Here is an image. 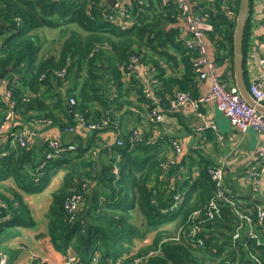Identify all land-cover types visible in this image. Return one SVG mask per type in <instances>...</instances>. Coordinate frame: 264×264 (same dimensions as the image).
Masks as SVG:
<instances>
[{
    "label": "trees",
    "instance_id": "1",
    "mask_svg": "<svg viewBox=\"0 0 264 264\" xmlns=\"http://www.w3.org/2000/svg\"><path fill=\"white\" fill-rule=\"evenodd\" d=\"M219 3L218 0L217 5L207 9L211 28L205 34L207 36L209 33L217 43V49L228 50V57L233 59V24L235 26L240 0L231 9L234 17L228 15ZM129 5L136 19L130 26L121 27L101 16V11L108 7L103 0H0V77L5 81V84L0 83V122L11 101L14 103L13 127L10 131L22 129L26 125L33 128L35 119L43 117L50 118L53 124H59L64 129L74 123L73 111L91 118L88 115L95 104L100 109L96 110L95 117L91 119H99L109 113L111 106H118L121 103L119 98L129 96L131 91L142 102H150L136 80L125 91L119 88L120 66L126 65L134 52L141 55L142 62L155 67L161 89L158 90L155 85L154 92L161 105L167 103L166 94L170 96L174 87L188 91L191 96L198 95L194 92L196 83L190 61L197 51L187 52L182 45L179 30L175 27L178 6H163L159 0H150L144 7L135 1L127 3ZM71 23L77 28L67 26ZM59 25H66V38L59 57L48 53L39 54L41 46L36 32L40 28ZM249 34L250 20L247 16L243 30V55ZM105 43L110 48H105ZM98 45L104 49L90 55ZM159 61L166 63L174 74L166 76ZM181 64L183 74L177 76ZM63 66H66V79L70 82L72 80L71 83L75 78L81 79L79 89H76L77 82L74 81V88L69 90L68 97L74 96L76 99L72 106L56 90L64 81L54 76V70ZM243 75L246 81L244 61ZM247 85L246 81L248 89ZM113 86L118 87V94L114 97L110 94ZM171 113L174 111L168 114ZM61 114L67 119L65 122ZM142 137L143 141L138 144L131 145L128 136L123 139V145H113L110 150L112 157L102 162L97 171L94 161L84 156L88 149L83 147V143L77 142L75 151H68L64 153V159L54 161L45 159L44 145L28 140L25 146H12L9 135L5 144L0 145V151H5L0 156V181L12 177L17 187L14 195L18 205L15 206L0 192V202L4 203L0 205V231L17 225H33L29 210L19 199L17 191L27 194L40 192L56 170L62 167L61 162L69 160L72 161L71 166L65 171L60 187L52 193V202L47 212V235L57 251L66 255L70 250L77 257L78 264H90L92 257L97 254L101 261L115 259L124 253L126 255L129 249L121 244V240L132 245L133 237L142 238L154 228L156 232L151 243L133 254L129 251L123 258V264H130L134 257L144 255L150 249L159 251L143 258L139 264H231L232 261L236 264H255L249 253L257 255L261 264H264V241L256 244L248 240L245 243L246 237L243 236L234 248L231 247V235L238 218L233 207L221 200L217 201L218 198L215 200L220 217L213 223L208 222L207 229L204 227L210 233L205 238L204 247L189 245L187 240L192 213L197 209L207 210L209 203L214 200L217 187L208 170L210 166L216 165L207 159L197 162L190 159V163L177 161L175 165L170 164L163 170L160 163L165 161L170 148L167 136L162 134L155 138L143 133ZM193 162L198 173L183 181L185 183L189 180L191 183L190 189L187 185L184 193L183 184L179 186L177 178L180 173L179 164L191 170ZM114 166L117 171L113 170ZM82 177H94L100 189L98 186V190L92 191L91 188L84 192L85 206L81 207L83 203L80 204L75 218L70 220L63 206L64 198L73 188L81 187L75 185V179ZM176 191H181L184 198L175 208H170L174 204ZM135 212L145 220L139 232L129 222ZM5 215L9 216V220L1 221ZM251 215L255 218L253 211ZM174 220L176 226L171 231L159 227ZM171 235H176L178 241L170 239ZM166 237L168 239L163 240ZM261 238L264 240V236ZM31 264L47 263L33 260Z\"/></svg>",
    "mask_w": 264,
    "mask_h": 264
},
{
    "label": "built area",
    "instance_id": "2",
    "mask_svg": "<svg viewBox=\"0 0 264 264\" xmlns=\"http://www.w3.org/2000/svg\"><path fill=\"white\" fill-rule=\"evenodd\" d=\"M51 2H60L65 0H49ZM135 1L140 6H146L149 4L150 0H130ZM218 0H159L160 4L163 6H169L171 4H176L179 8V13L177 14V21L175 27L179 30V37L181 38L182 45L187 49V52L191 50H196L197 54L191 58V64L194 73V80L209 79L210 85L206 92L198 93L196 96H191L188 91H182L176 89L170 96H168L167 103L163 106L158 100H152L154 93V86L157 85L158 79L156 78L155 67L150 63H144L140 60L141 55H137L134 52L130 58L129 62L120 66V82L124 84L131 83L136 80L139 85L142 86L143 92L150 103L146 105V114L142 122L149 125L161 124L168 113L173 112L175 109L181 108L185 105H190L198 116H202L203 111L201 108L209 102H213L217 109L221 111L228 119L229 123L237 129L240 133L244 134L249 129H253L264 135V113L257 110L255 106L248 104L240 93L239 88L236 84H226L221 81L216 70V63L210 60L207 56L206 44H205V31L211 28L210 14L207 12L208 8H213L217 5ZM219 5L224 8L228 15L234 17V12L231 10L236 4L237 0H219ZM130 6V5H129ZM127 6L122 0H114L113 4L107 7L106 10L101 11V16L107 21L114 25H120L121 27L130 26L136 19V14L133 12V8ZM260 25L264 27V10L263 18ZM105 48H110L108 44L105 43ZM104 49L102 45L96 46L91 52ZM106 50V49H105ZM144 53V50H141ZM70 61V59H67ZM258 66L260 72L253 74L248 84V91L256 103L263 104L264 102V50L258 60ZM66 66L60 67L54 70V76L65 80L66 79ZM44 75H41L43 78ZM0 83L5 84V81L0 77ZM118 87L113 86L110 89V94L112 97L118 94ZM6 94L9 93L6 91ZM29 94V92H26ZM13 101L9 102V109L4 112V118L0 122V131H7L8 136L10 135V145L14 146L18 144L20 146H25L28 143V136L33 132V128L30 126H24L22 129H17L15 131L8 130L10 123L13 119ZM68 103L74 105L76 99L74 97L68 98ZM130 110L133 113H139V108L136 106H131ZM75 121L72 125L65 127L64 131L72 132L76 128L83 127L87 130H103L109 126L117 127V122L110 118V114L104 115L99 119H91L82 115L79 111H73ZM112 117V116H111ZM44 122L47 124L52 123L50 118H36L35 123ZM131 127L129 134V143L131 145L138 144L143 141L141 128ZM158 138L157 136H153ZM170 148L167 152L166 159L164 162L160 163V167L165 170L168 165H175L177 162L176 157L180 155L182 150L181 145L176 139H170ZM124 144L123 139L120 137L119 132L114 141V145L121 146ZM77 144L75 142H62L58 139H49L46 141L45 145V159L58 161V159H63L64 153L68 151H75L77 149ZM111 145L109 144L108 147ZM5 151H0V156H3ZM254 162L249 165V167L244 171L243 178L248 182L252 195H256L260 192L262 185V176L264 174V143H260L256 146L254 150ZM44 162L42 163V165ZM40 167V165H39ZM184 165H179V171H182ZM114 171L117 168L113 167ZM209 174L211 179L215 182L217 191L212 200L209 203V208L205 211L195 210L191 215L192 225L191 230L188 234L189 238L187 242L189 245L196 247H204L205 238L209 237V231L206 232L207 223H213L220 217V211L217 201H223L233 207L234 214L238 218V223L231 235V247L234 248L238 243L239 239L245 236L244 242L247 243L248 240L254 243H262L264 240L259 236L257 228H264V206L262 204H257L253 201L251 205L245 206L239 203L236 198H234L225 184V170L222 165L210 166ZM92 186L88 183H82L80 188H73L68 192L64 198V209L70 220L75 218L78 207L83 203V194L88 192ZM174 204L170 208H175L182 198V192L176 191L174 196ZM218 198L219 200H215ZM0 205L4 203L0 202ZM255 213V218L252 217L251 212ZM8 215L3 216L2 220H7ZM205 227V228H204ZM174 241H178L176 235H171L169 237ZM164 238L163 240H167ZM159 250L150 249L146 254L134 257L130 264H139V262L150 255L157 253ZM250 257L253 259L255 264H261L260 259L254 253H249ZM117 257L115 260L106 259L101 261L98 255H95L91 259L90 264H123V258ZM67 264L78 263L77 257L73 254H69L65 258ZM7 263V256L0 253V264ZM231 264H236L232 261Z\"/></svg>",
    "mask_w": 264,
    "mask_h": 264
},
{
    "label": "crops",
    "instance_id": "3",
    "mask_svg": "<svg viewBox=\"0 0 264 264\" xmlns=\"http://www.w3.org/2000/svg\"><path fill=\"white\" fill-rule=\"evenodd\" d=\"M103 1L109 5L107 0ZM122 1L126 4L130 2V0ZM263 10L264 0H251L248 11L250 34L247 38L243 60L247 84H249L253 74L260 72L258 60L264 50V27L260 25L263 18ZM210 36L209 33L207 36L205 34L207 57L216 63L217 74L221 81L226 84H236L233 59L228 57V50L217 49V43L212 40ZM159 64L164 69V74L166 76L174 74L166 63L159 61ZM182 74L183 65L181 64L177 69L176 75L181 76ZM74 81L77 82V86H75L76 89H79V79L75 78ZM246 81L244 80L245 84ZM195 83L194 92L196 94L203 93L208 91L210 80L206 78L198 80L197 82L195 81ZM73 85L70 84V80L67 79L62 84L58 85L56 90H59L64 100L67 101L69 89L74 88ZM130 85L132 84H121L119 88L125 91ZM156 88L158 90L161 89L160 82H157ZM176 88L177 87H174L172 89V93ZM129 94L130 104L128 106L119 103L118 106H111L110 110H108L113 119L117 120V127L109 126L103 130L94 131L93 134H89L90 131L83 127L76 128V130L69 132L64 131L62 127L56 123L53 124L52 122L47 124L39 122L33 125V132L28 136V140L35 141L39 145L44 146L49 139H58L64 143H83V147L88 149L86 153L84 152V156H88L94 161L95 168L98 171L100 164L112 157V151L110 150L114 144L117 132H119L122 139H125L128 137L131 127H139L142 125L141 132L146 135L160 137V135L164 134L167 136L168 141H170V139H176L178 141L182 150L180 155L176 157L177 161L183 160L185 163H190V159L194 162L207 159L214 165H222L225 170V184L239 203L249 206L253 201H256L257 204H262L264 206V174L262 176L260 192L256 195H252L248 182L243 178L244 171L254 162V150L256 146L260 143H264V135L262 133L253 129H249L244 134L240 133L229 123L227 117L217 109L213 102H209L201 108L203 111L202 116H198L190 105H185L175 109L174 113L168 114L159 125L145 124L142 120L146 114V105L150 102H142L140 97L132 91L129 92ZM166 97H168L167 94ZM119 99L123 101V97ZM155 99L160 102L159 97L154 92L152 100ZM131 106L138 107L140 112L133 113L130 110ZM99 109V105L95 104L89 116L94 118L96 110ZM104 112L105 111L101 112V114ZM72 116L73 121H75L73 112ZM60 117L63 122L67 120L62 114ZM11 123L8 130H11L13 127H11ZM8 139V132L0 131V145L2 146L5 144ZM109 144L111 145L110 147H108ZM194 162L191 174L195 177L198 172ZM71 163L72 161L69 160H67V162H61L60 165L62 167L56 170L50 177L48 184L40 192L27 194L21 190L17 191L19 199L29 210V214L33 219V225H17L0 231V253L7 256L6 264H31L33 260H40L47 264H64L65 258L69 254H72L70 250L66 255L57 251L52 246L50 238L47 235V212L52 202V193L60 187L62 177L65 171L71 166ZM82 183L90 184L92 189L94 186H96L95 189H97L98 186L100 189V185L94 177L92 179L89 177L75 179L76 186H81ZM16 190L17 187L12 177H7L0 181V192H2L15 206L18 205V199L14 195V191ZM263 229L257 228L260 237L264 236ZM150 231L156 230L154 228ZM147 233L148 232H146V234ZM137 237L141 239L139 236ZM137 237H133V241ZM145 238L148 241L147 237H144L142 240ZM135 252L136 251H134V253Z\"/></svg>",
    "mask_w": 264,
    "mask_h": 264
},
{
    "label": "rangeland",
    "instance_id": "4",
    "mask_svg": "<svg viewBox=\"0 0 264 264\" xmlns=\"http://www.w3.org/2000/svg\"><path fill=\"white\" fill-rule=\"evenodd\" d=\"M67 26H69V27L73 26V27H76L77 28V26L75 24H73V23L68 24ZM65 27H66V25H59L57 27H44V28H40L36 32L37 35H38V43H40V46H41L40 51L38 53L39 54H46V53H48V54H50L52 56H56L58 58L59 55H60L59 52H60V49L62 47L63 41L66 38V28ZM66 80L67 79H65L63 81H66ZM79 81H81L80 78H79ZM70 84L73 85V83H71V82H70ZM124 84H127V82H125ZM130 94H129V96H130ZM129 96H124L123 97V101L120 100V102L122 103V105H126V106L129 105V103H130L129 102L130 101L129 100ZM54 99H55V97L52 98V101H54ZM111 116H110V118L112 119ZM112 120L117 122L116 119L115 120L112 119ZM157 125H159V124H157ZM89 131H90L89 134H93L94 131H99V130H89ZM182 174H183V176H182ZM187 177H194V176L191 174V170H189V168L187 166H184L183 170L180 171V173H178V175H177L179 186L183 184V191H184V193L186 191L185 189H186L187 185H188L189 189L191 187V183H190L189 180L186 181L185 183H183V181ZM95 187L96 186L93 187L92 191L95 189ZM178 187H177V189H178ZM97 190H98V188H97ZM84 206L85 205L83 203L81 205V207H84ZM129 222L132 224V226H135V228L139 232L140 230L143 229L142 226L144 225L145 220H143L142 216L138 212H135L134 215L131 218H129ZM175 226H176V220L171 221V222H168V223H164V224L160 225L159 227L160 228H164V229H169V231H171V230L174 229ZM155 232L156 231H149L146 234V236H144V237H147L148 238V241H147L146 238L144 240H142L144 237L141 238V239L135 238V240L133 241V244L132 245H129L128 242L123 239V240H121V244H123L124 247H127L129 249L130 254H133L134 251H136L137 249L139 250V248H141L142 246L147 245L148 243H151V241H152V239H153V237L155 235ZM129 251L126 252V253L128 254ZM207 263L208 262H206L205 264H207ZM64 264H67V263L64 261ZM208 264H211V263H208Z\"/></svg>",
    "mask_w": 264,
    "mask_h": 264
},
{
    "label": "water",
    "instance_id": "5",
    "mask_svg": "<svg viewBox=\"0 0 264 264\" xmlns=\"http://www.w3.org/2000/svg\"><path fill=\"white\" fill-rule=\"evenodd\" d=\"M251 0H240V8L239 13L236 18V23L234 26V51H233V66H234V75L236 85L240 90L241 95L245 99V101L255 106V108L264 113V105L260 103H256L252 96L250 95L246 84L243 78V30L246 24L248 11L250 7ZM108 4H113L114 0H107ZM5 71V69H3Z\"/></svg>",
    "mask_w": 264,
    "mask_h": 264
},
{
    "label": "clouds",
    "instance_id": "6",
    "mask_svg": "<svg viewBox=\"0 0 264 264\" xmlns=\"http://www.w3.org/2000/svg\"><path fill=\"white\" fill-rule=\"evenodd\" d=\"M108 6H110V5H108ZM69 97H74V96H69ZM68 97V98H69ZM75 98V97H74ZM69 104V103H68ZM70 105V104H69ZM70 106H72V105H70ZM65 128V127H64ZM129 134H130V132H129ZM129 136V135H128ZM124 141V140H123ZM76 143V142H75ZM77 144V143H76ZM78 145V144H77ZM114 145V144H113ZM116 146V145H115ZM183 199V198H182ZM7 220H9V218L7 219ZM1 221H4V220H1ZM235 229V228H234ZM127 255V254H126ZM122 256H124V255H122ZM119 257H121V256H119ZM117 258V257H116ZM115 258V259H116ZM108 259H111V258H108ZM115 259H112V260H115Z\"/></svg>",
    "mask_w": 264,
    "mask_h": 264
}]
</instances>
